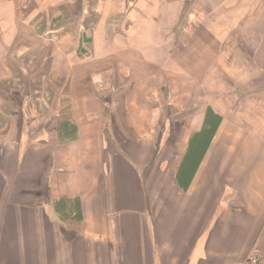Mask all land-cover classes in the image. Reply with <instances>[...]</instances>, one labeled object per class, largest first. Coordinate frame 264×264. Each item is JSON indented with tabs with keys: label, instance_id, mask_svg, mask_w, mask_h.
Returning <instances> with one entry per match:
<instances>
[{
	"label": "crops",
	"instance_id": "1",
	"mask_svg": "<svg viewBox=\"0 0 264 264\" xmlns=\"http://www.w3.org/2000/svg\"><path fill=\"white\" fill-rule=\"evenodd\" d=\"M28 1L0 0V264H264V0Z\"/></svg>",
	"mask_w": 264,
	"mask_h": 264
},
{
	"label": "trees",
	"instance_id": "2",
	"mask_svg": "<svg viewBox=\"0 0 264 264\" xmlns=\"http://www.w3.org/2000/svg\"><path fill=\"white\" fill-rule=\"evenodd\" d=\"M220 116L216 114L212 108L208 107L205 114L204 124L201 130L195 133L190 139V150L186 152L179 160L178 175L179 177H186L192 174L194 167L202 160V150L207 147V142L212 136L218 126ZM185 167V170H183Z\"/></svg>",
	"mask_w": 264,
	"mask_h": 264
},
{
	"label": "rangeland",
	"instance_id": "3",
	"mask_svg": "<svg viewBox=\"0 0 264 264\" xmlns=\"http://www.w3.org/2000/svg\"><path fill=\"white\" fill-rule=\"evenodd\" d=\"M86 1H88V0H73V3H74V5H75V3H77V4H80L81 2H85L86 3ZM24 4H26V2L24 3ZM36 5H37V1L36 0H29L28 1V6H29V9L30 10H28V14L32 11V10H34L35 9V7H36ZM80 5H84V3H82V4H80ZM33 6H34V9H33ZM72 5H71V3H70V7H71ZM32 9V10H31ZM75 9H77V8H75ZM67 12H65L64 14H65V16L64 17H66V18H64V19H62L61 21H63V23H61V24H59V25H62V26H66L65 28V30H63L64 32L65 31H67V32H65V33H68L69 31L72 33V34H75V36H77V35H80V32H81V28L79 27V23L80 22H77L76 20H75V17H74V13H75V10H73V9H68L67 8V10H66ZM71 12H73V14L71 13ZM91 15V14H90ZM52 16H53V14H48V12L46 13H43V14H41V13H37V11H36V14L34 15V18H33V21H35L36 22V26H40V27H38V31H40V33L41 34H43V33H45V32H47V31H49L50 29H51V27H52V25H53V23H49V22H51V19L50 18H52ZM78 17V16H77ZM90 16H88V18H89ZM72 19V20H74V21H72V22H70L69 23V21H67V20H69V19ZM88 18H87V20H88ZM75 22V23H74ZM54 26V25H53ZM76 26V27H75ZM57 28H59V27H52V29H57ZM75 30V31H74ZM72 31H74V32H72ZM44 35V34H43ZM6 83L7 82H3V84L2 85H0V88H3V91H2V93H4V92H9V89L10 90H12V89H14L15 87H16V83H14V84H12V83H10V84H7L6 85ZM29 93H30V91H27V90H25L24 92H23V94H24V96L26 97L27 95H29ZM1 126H3V124L1 123L0 124V127ZM9 125H7V128L9 129ZM175 127H177V126H175ZM174 127V128H175ZM175 129H177V128H175ZM183 170H185V167H184V169Z\"/></svg>",
	"mask_w": 264,
	"mask_h": 264
}]
</instances>
